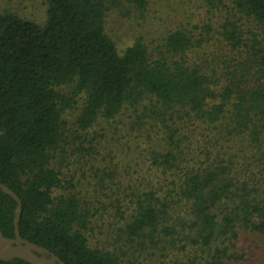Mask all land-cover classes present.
<instances>
[{
    "label": "trees",
    "instance_id": "16d2710c",
    "mask_svg": "<svg viewBox=\"0 0 264 264\" xmlns=\"http://www.w3.org/2000/svg\"><path fill=\"white\" fill-rule=\"evenodd\" d=\"M45 2L42 24L0 14V184L20 236L63 264H239L264 236V0H201L196 23L122 52L105 29L120 0ZM16 208L0 189L8 239ZM99 226L109 250L90 245Z\"/></svg>",
    "mask_w": 264,
    "mask_h": 264
},
{
    "label": "rangeland",
    "instance_id": "374dc122",
    "mask_svg": "<svg viewBox=\"0 0 264 264\" xmlns=\"http://www.w3.org/2000/svg\"><path fill=\"white\" fill-rule=\"evenodd\" d=\"M201 4V0H148L145 10H139L120 0V5L106 13V33L119 52L139 38L155 42L157 38H165L167 31L179 25H186L188 21L196 23ZM5 13H12L20 18L42 24L46 18V2L45 0H0V14ZM149 47L152 49V46ZM80 105L81 101H78L64 117L67 129L72 130V122ZM89 235L92 247L110 249V246L104 243L106 232L101 226L93 229ZM240 246V254L244 258L239 264H264L263 235L246 236L240 242Z\"/></svg>",
    "mask_w": 264,
    "mask_h": 264
},
{
    "label": "water",
    "instance_id": "95a60500",
    "mask_svg": "<svg viewBox=\"0 0 264 264\" xmlns=\"http://www.w3.org/2000/svg\"><path fill=\"white\" fill-rule=\"evenodd\" d=\"M0 189L17 203L14 218V238H5L0 233V261L21 259L29 264H63L58 257L50 254L47 249L30 243L20 236L18 224L22 208L21 202L18 196L4 185L0 184Z\"/></svg>",
    "mask_w": 264,
    "mask_h": 264
}]
</instances>
